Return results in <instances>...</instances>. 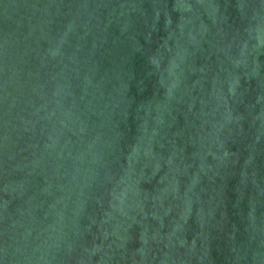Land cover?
<instances>
[{
	"label": "water",
	"instance_id": "water-1",
	"mask_svg": "<svg viewBox=\"0 0 264 264\" xmlns=\"http://www.w3.org/2000/svg\"><path fill=\"white\" fill-rule=\"evenodd\" d=\"M0 264H264V0H0Z\"/></svg>",
	"mask_w": 264,
	"mask_h": 264
}]
</instances>
